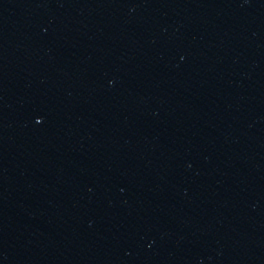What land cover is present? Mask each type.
<instances>
[{
	"label": "water",
	"instance_id": "obj_1",
	"mask_svg": "<svg viewBox=\"0 0 264 264\" xmlns=\"http://www.w3.org/2000/svg\"><path fill=\"white\" fill-rule=\"evenodd\" d=\"M0 264H264V182L122 140L0 132Z\"/></svg>",
	"mask_w": 264,
	"mask_h": 264
}]
</instances>
